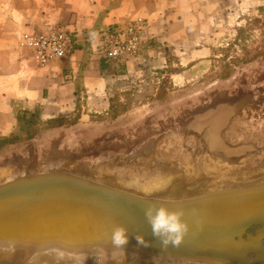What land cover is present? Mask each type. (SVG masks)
<instances>
[{
	"label": "water",
	"instance_id": "obj_1",
	"mask_svg": "<svg viewBox=\"0 0 264 264\" xmlns=\"http://www.w3.org/2000/svg\"><path fill=\"white\" fill-rule=\"evenodd\" d=\"M216 107L226 111L220 137L224 138L222 130L228 128L229 134L239 137L241 150L252 152L254 157L263 155V132L241 137L235 128L246 117L240 94L232 90L193 115ZM200 152L198 166L193 170L187 160L180 158L181 152H175L171 159H160L141 173L122 174L119 179L124 184L90 176L86 168L83 174L58 165L26 170L0 182V249L25 257L19 263L6 259L0 264H32L40 254L66 255L72 261L67 264H75L74 255H84L85 263L93 264L97 245L108 250L100 264H113L110 236L115 224L128 228L129 240L123 255L132 264H264V169L260 165L263 156L254 161L249 177L238 178L232 169H217L218 161H228L226 151L214 154L216 166L209 164L207 152ZM180 171L185 183L189 182L187 174L202 172L200 177L210 178L200 182L210 180L212 188L207 189V184L181 196L166 194L168 190H154ZM145 178L149 180H142ZM226 180L230 185L221 184ZM150 204L183 209L190 229L179 247L162 249L152 235L144 216ZM137 232L144 236L148 246L137 243Z\"/></svg>",
	"mask_w": 264,
	"mask_h": 264
},
{
	"label": "crops",
	"instance_id": "obj_2",
	"mask_svg": "<svg viewBox=\"0 0 264 264\" xmlns=\"http://www.w3.org/2000/svg\"><path fill=\"white\" fill-rule=\"evenodd\" d=\"M251 3L264 0H0V138L12 134L27 111L44 119L69 116L79 101L97 106L110 95L102 75L114 63L101 49V30L139 17L148 20L149 55L116 63L120 77L131 83L128 73L151 71L153 64L203 60L220 35V22ZM59 24L74 31L73 48L61 60L40 66L20 40Z\"/></svg>",
	"mask_w": 264,
	"mask_h": 264
},
{
	"label": "bare ground",
	"instance_id": "obj_3",
	"mask_svg": "<svg viewBox=\"0 0 264 264\" xmlns=\"http://www.w3.org/2000/svg\"><path fill=\"white\" fill-rule=\"evenodd\" d=\"M211 86L213 84L201 90L198 89L193 94L191 93V97L180 98L168 103L160 111L152 110L106 135L99 133L77 140L71 137L72 135L68 131H61L41 139H35L32 144L0 160V182L26 170L58 165L83 174L86 169H89L87 172L90 176L104 181L109 180L113 184H124L125 181L119 179L122 174L141 173V170L151 168L154 163L158 164L160 159H171L175 152H181L180 158L187 160L193 170L198 166L199 158L202 155L200 150L208 153L206 157L209 159V164L214 165L216 163L213 159L215 158L214 154L218 151H226L229 154L228 161H218L217 169H232L234 177H249L248 173L253 172V167L256 164L254 161L261 156L264 159V154L254 157L252 152L241 150L238 147L239 137L229 134L228 128L222 130L224 138L220 137L219 128L225 120L226 111L216 107L204 111L202 114L193 115L196 110L209 108L222 96L232 91ZM260 165H263L261 169H264V162ZM181 174L182 171L167 181L164 180L154 190H168L166 194L181 196L187 192L204 188L207 184V189L212 188L209 186L210 180L200 182L210 178L200 177L202 172L194 171L191 176L187 174V178H189L187 183L182 181ZM194 182H199L201 186ZM224 183L230 185L229 181L221 184ZM216 184H219L217 187L221 186L220 182ZM146 190L149 191V189ZM56 256L40 254L32 264H67L72 262L64 257L66 255ZM101 258L99 264L102 261ZM0 259V263L6 259H8L7 262L19 263L25 257L13 255L7 250L0 249ZM119 261L120 264H132V260L124 255L119 256ZM91 262L98 264V259L94 258ZM84 264L86 263L84 262Z\"/></svg>",
	"mask_w": 264,
	"mask_h": 264
},
{
	"label": "rangeland",
	"instance_id": "obj_4",
	"mask_svg": "<svg viewBox=\"0 0 264 264\" xmlns=\"http://www.w3.org/2000/svg\"><path fill=\"white\" fill-rule=\"evenodd\" d=\"M219 25L220 35L216 37L212 51L198 63L181 66L153 64L151 71L127 72L133 78L129 83L126 76L120 77L123 74H119L121 69L116 64L120 61L112 60L114 64L102 75L107 79L110 95L97 106L96 102L81 100L69 116L48 119L40 117L38 111H27L13 133L7 136L14 141L3 142L0 138V160L32 144L33 139L53 133L68 131L78 140L93 133L112 132L152 110L160 111L168 103L191 97L198 89L212 84V88L240 94L246 106V117L235 128L241 137L264 133V4L239 6L234 15ZM102 31L99 38L105 54ZM146 50L140 57L149 55ZM196 64L194 68L192 65ZM142 180L148 181L149 178Z\"/></svg>",
	"mask_w": 264,
	"mask_h": 264
},
{
	"label": "built area",
	"instance_id": "obj_5",
	"mask_svg": "<svg viewBox=\"0 0 264 264\" xmlns=\"http://www.w3.org/2000/svg\"><path fill=\"white\" fill-rule=\"evenodd\" d=\"M148 20L135 18L101 32L103 48L113 61L137 58L147 48L149 38ZM74 31L65 24L24 34L20 45L32 51L40 66L61 60L72 50Z\"/></svg>",
	"mask_w": 264,
	"mask_h": 264
},
{
	"label": "clouds",
	"instance_id": "obj_6",
	"mask_svg": "<svg viewBox=\"0 0 264 264\" xmlns=\"http://www.w3.org/2000/svg\"><path fill=\"white\" fill-rule=\"evenodd\" d=\"M185 215L183 209H169L165 204H150L144 210V216L151 226L152 235L160 241L162 249L169 246L179 247L184 242V237L189 232L190 226L183 218ZM128 228L123 224H115L111 231V259L115 264H120L119 256L123 255L125 246L128 243ZM135 239L139 245L148 246L144 236L137 232ZM3 248V245H0ZM96 255L98 259L108 256V250L102 246H96ZM63 255V254H61ZM73 255V254H70ZM87 256L74 255L75 264H84Z\"/></svg>",
	"mask_w": 264,
	"mask_h": 264
},
{
	"label": "trees",
	"instance_id": "obj_7",
	"mask_svg": "<svg viewBox=\"0 0 264 264\" xmlns=\"http://www.w3.org/2000/svg\"><path fill=\"white\" fill-rule=\"evenodd\" d=\"M13 137V136H12ZM3 142H9V141H11L12 139H11V137H4L3 139ZM12 141H14V140H12Z\"/></svg>",
	"mask_w": 264,
	"mask_h": 264
}]
</instances>
